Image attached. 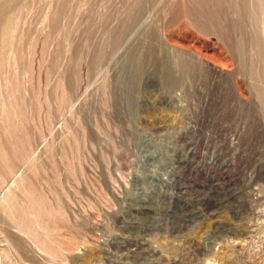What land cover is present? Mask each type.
Segmentation results:
<instances>
[{"label":"rangeland","instance_id":"rangeland-1","mask_svg":"<svg viewBox=\"0 0 264 264\" xmlns=\"http://www.w3.org/2000/svg\"><path fill=\"white\" fill-rule=\"evenodd\" d=\"M0 264H264V0H0Z\"/></svg>","mask_w":264,"mask_h":264}]
</instances>
